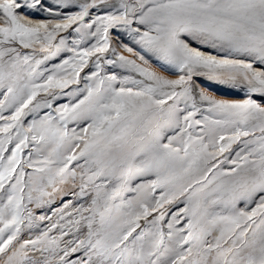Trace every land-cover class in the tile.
<instances>
[{"label": "snow or ice", "instance_id": "snow-or-ice-1", "mask_svg": "<svg viewBox=\"0 0 264 264\" xmlns=\"http://www.w3.org/2000/svg\"><path fill=\"white\" fill-rule=\"evenodd\" d=\"M0 264H264V0H0Z\"/></svg>", "mask_w": 264, "mask_h": 264}, {"label": "rangeland", "instance_id": "rangeland-1", "mask_svg": "<svg viewBox=\"0 0 264 264\" xmlns=\"http://www.w3.org/2000/svg\"><path fill=\"white\" fill-rule=\"evenodd\" d=\"M33 15L39 19H43L45 16V14L42 12H36V13H33ZM86 71H87V69H86ZM213 91H214V94L221 96L222 98H228V99H241V98H243L242 94H234V93H232L226 89L214 88ZM60 102L63 103L65 101L62 99Z\"/></svg>", "mask_w": 264, "mask_h": 264}]
</instances>
